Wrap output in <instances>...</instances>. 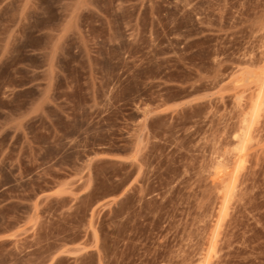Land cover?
<instances>
[{"label":"rangeland","instance_id":"rangeland-1","mask_svg":"<svg viewBox=\"0 0 264 264\" xmlns=\"http://www.w3.org/2000/svg\"><path fill=\"white\" fill-rule=\"evenodd\" d=\"M0 264H264V0H0Z\"/></svg>","mask_w":264,"mask_h":264},{"label":"bare ground","instance_id":"bare-ground-1","mask_svg":"<svg viewBox=\"0 0 264 264\" xmlns=\"http://www.w3.org/2000/svg\"><path fill=\"white\" fill-rule=\"evenodd\" d=\"M260 105V104H259ZM258 105H256V107H257ZM259 107V106H258ZM258 111V110H257ZM257 113H255V115H256ZM244 135V134H243ZM242 136V135H241ZM245 136V135H244ZM238 137H240V136H238Z\"/></svg>","mask_w":264,"mask_h":264}]
</instances>
